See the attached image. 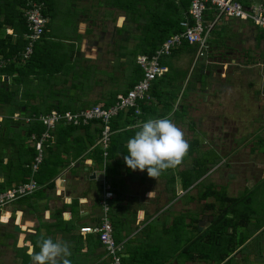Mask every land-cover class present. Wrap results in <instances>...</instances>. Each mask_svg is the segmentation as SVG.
I'll list each match as a JSON object with an SVG mask.
<instances>
[{
  "label": "crops",
  "instance_id": "obj_1",
  "mask_svg": "<svg viewBox=\"0 0 264 264\" xmlns=\"http://www.w3.org/2000/svg\"><path fill=\"white\" fill-rule=\"evenodd\" d=\"M58 1L59 0H54L53 10L51 9V15L49 16L50 18L55 14V6H57L56 3L58 4ZM63 1H65L63 10L67 13L66 16L71 20L74 27L68 34L73 35L66 38L52 35L48 23V34L40 41V44H46L51 54L46 57L48 59L43 61L42 69H39L42 71L46 69V73L55 71V74L52 79H47V77L35 78L33 74L30 75L32 78L31 82H29V89L36 87L35 82L43 83L40 84V89L44 90L46 84L51 85L47 87L48 90L51 87L57 90L58 88H65L67 85L66 83L75 81V79L71 78H76L75 75L69 74V68L78 67V65L82 64L83 67H87L84 64L85 60L91 61L89 65L95 66V68L97 67L98 69V72L96 71L94 74L95 81L88 83V87L85 89L75 88L72 91L64 90L65 92L60 90L59 93H56L57 95H55V98L59 95H64V99H60V101H54L53 99V102L50 104L47 102L49 94L42 92L40 89H36L37 91L35 90V92L29 93V96L25 97V99H28L31 105L40 107L41 109L52 107L53 105L62 107L72 106L71 108L80 109L92 104H104L109 98L111 99L114 97L115 99V96L122 93V90L114 89V77L107 78L106 74L111 70L114 71V75L120 74L119 71H126L125 75L128 78L129 70L133 68V63L129 60V57L132 59L133 52L129 51L128 53V49L133 45L132 34L127 32V25L123 27L124 25L118 24L120 18H124V16L127 18L126 14L123 10L110 4V0H88L87 3L85 0H79V5L77 6L74 0ZM256 1L260 0H243L247 5ZM106 10H109V16H106V18L110 19L109 22H114L113 26L115 27L116 34L111 33L110 37H107V35L102 34L100 31L96 32V30L93 31L92 34L80 33L81 24L84 25L88 21L94 22L96 17L100 19V16L104 15ZM112 12L113 14H111ZM125 18L122 23H125ZM223 18L225 19L222 20ZM101 21L102 19L97 26L100 27L103 25ZM105 22H107V20ZM7 32L11 33L12 30L8 29ZM87 32H90V29H87ZM118 39L119 42H117ZM128 43L129 46H127ZM224 43H226L229 48L223 51L221 48L224 47ZM116 45L119 47L117 48ZM208 45L209 49L206 55L194 62L195 65H197L196 72H194L195 67L192 68L194 65L193 61L196 45H187V47L181 48L176 54L166 58L164 57L163 63L167 66V71L157 79L160 81L157 85V90L161 89L160 84L163 83L168 87L169 92L167 93L164 90L162 92L163 94L160 95V99H156L152 96V99L149 100L150 104L148 105L146 103L148 105L146 112L140 116H128V118L132 117L134 122L119 128L117 132L125 128L137 131L138 129L132 127L137 121H147L150 118H166L169 112H172L173 115L170 118L177 127H181L180 123H186L188 124L186 125L188 130H191L194 134H199L198 125L192 122L191 119H187V108L183 104L186 98L183 100L181 97L182 89L180 85L182 86L185 83L188 85L190 83L191 89L195 86L193 90L202 93V91H205L209 86L213 88L212 76L214 72L218 75L220 74L219 78L222 81V85L225 86L229 81L239 77L241 70V83H246L247 87L245 88L251 89V92H248L250 98H254L257 93L260 95L257 100V102H259L258 108L260 111L264 112V110H261V106L264 107V33L262 30L249 21L221 17L209 35ZM122 49L124 50L122 51ZM212 49L215 50L217 54H212ZM234 52L241 53V63H233V58L225 55L226 53L230 55ZM117 53L118 56L115 55ZM141 53L142 52L136 53L135 56ZM109 54H111V56H109ZM220 54L221 56L227 57V59L221 61L222 66L218 65V67H214L217 60L216 55ZM115 56L118 57V61L120 62L118 67L115 65L116 61H113ZM185 58L187 63L190 62L192 66L189 64L186 70H182L179 63ZM218 62L220 63L219 60ZM39 64L42 63L39 62ZM36 65L38 66V63H36ZM228 66H231L230 71L229 73H225ZM63 67L67 72L62 71ZM113 68L116 69L114 70ZM193 73H195L194 76ZM243 85L244 84H241V86ZM223 86L219 85L217 90H221ZM81 91L86 92L83 93ZM169 94H171V96ZM167 97L169 98L167 99ZM18 98L25 100L20 92L18 93ZM43 99H45V101H43ZM169 104L171 105V110L168 111ZM189 108L194 110L195 106L192 105ZM261 116L263 115L261 114ZM255 117H258V113L251 115V118ZM262 119L263 117L258 120L261 121ZM260 121L259 124L261 123ZM262 121H264V119ZM256 130L259 131L258 129ZM82 136H84L83 129L72 134L71 139L73 140L75 137L76 139L78 137L82 138ZM130 136L133 137L132 135H128V137ZM196 136L198 137V135ZM52 139L53 142H56L54 137ZM189 145L190 148L192 145V150L189 149L187 155H191L197 150L193 141ZM91 149L92 145L81 154L79 157L80 162L76 163L75 167L67 166L63 168L53 180V185H46L33 195L16 200L18 204L0 210V217L7 218H1L0 221V245L8 239L11 241L10 244L5 245L8 255H6L7 253L0 254V264H32L30 253L38 252V241H40L41 238L49 237L54 241L61 240L67 242L71 246L70 250L72 255L68 257V259L71 260L72 264H110V260L105 256L104 247L99 242L97 235L95 233L83 234L79 232L81 226L94 225L98 222L101 212L98 202L101 199L103 187L105 186L110 187L113 193L111 199V220L114 225L115 239L123 242L122 259L124 264H151L155 262L154 256L161 250V247L166 245L163 238L164 236H161L163 228L171 224L175 213H183L174 210L176 209V203H180L181 200L183 201L184 199L186 203L197 202V206L198 202L201 204L200 208L196 207V209H200L197 212V216L190 213L186 216V222L195 220L197 230L198 221L201 220L202 215L209 214V211L213 210L203 208V201L198 200L199 187L197 186L200 185H195L196 183H193L187 189L181 187V178L178 171L183 169L178 170V167H176L175 169H168L161 174L157 180L164 179L162 183L163 190L156 191L152 186L156 187L153 184L157 185L158 181L154 178H150L147 174V170L144 172L138 169L132 171L127 167L124 162V156L128 155L127 148H125V150L122 149L123 152L125 151L124 153H117L112 158L111 163L114 165V170L110 173L109 179L105 177V164L100 166L93 161V159L86 156L84 157ZM5 151L7 153L10 152V148L7 150L5 149ZM74 151L73 149L70 150L71 153ZM7 159L6 155H4L3 162H7ZM73 164L74 162L71 163L70 166ZM257 165L260 167V179L254 184L252 189H255V186L260 183V180H264V163H257ZM191 166L186 169L191 168ZM211 169L212 168H210L209 171H211ZM171 173H173L174 176L173 181L171 180ZM2 180L3 177L0 175V181ZM176 182L180 183V189L175 194ZM220 188L221 187L216 189ZM193 189L196 190L195 194H192ZM149 193H151L150 196ZM178 193L181 194L178 195ZM213 200H215V209L211 211V214L214 217L211 220L209 217L204 229L211 224L218 212L226 208V206H221L215 198H213ZM249 203L251 204V199ZM238 205L239 208H241V203ZM251 214V220L245 228L249 226L253 228L252 219L256 214L255 212ZM227 215L232 216V212H228ZM15 225L19 226V230H15ZM258 230L260 232L264 231V223L254 232L251 231L252 235H255ZM250 241L251 239L249 237L243 244ZM243 244L236 250H242ZM173 246L174 250L176 248L178 249V252L182 250L181 243L174 244ZM255 249L261 257L253 261L260 260L264 264V241L258 243ZM176 252L168 256L164 254L161 257V259L164 260V264H187L188 262V264H193L192 262H199L196 260L197 258L186 259L181 262V254L177 257ZM232 255L233 253L230 256ZM143 258H146L147 261L138 263L137 260L141 261ZM233 261V264H236L237 261H235V259H233ZM240 263L248 264L247 259L243 257L239 264Z\"/></svg>",
  "mask_w": 264,
  "mask_h": 264
},
{
  "label": "trees",
  "instance_id": "obj_2",
  "mask_svg": "<svg viewBox=\"0 0 264 264\" xmlns=\"http://www.w3.org/2000/svg\"><path fill=\"white\" fill-rule=\"evenodd\" d=\"M35 1H42L44 3L43 13L48 17V22L42 36L35 42L32 53L29 57H24L22 53L28 41L24 37V33L27 31L26 20L23 15L25 0H0V114L4 116V122H0V147H3V149L0 148V175L3 177V180L0 181V191L13 184L26 181L31 176V166L37 151L32 141H30V135L32 133L39 135L44 130L42 123L39 121L24 123L22 120H13L11 115L15 112L23 115L37 114L39 112H46L51 108L71 111L79 110L78 108H71L72 106L62 107L59 105L41 109L40 107L31 105L28 99H25V97L29 96L27 86L31 82L32 77L30 75L33 74L35 78H46V69L43 68L44 70L42 71L39 68L42 69L43 61L48 59L46 57L51 54L46 44L41 45L40 41L48 34L47 26L51 9L53 10L54 0ZM109 3L123 10L126 17L133 20L132 22L135 24V27L142 29L144 36L142 35V38L140 35L137 44L142 46V53L152 55L154 50L166 37L182 30L180 21L188 13L190 0H110ZM145 11H148L147 17L143 14ZM214 16V7L208 4L205 18L212 20ZM8 29L12 30V32H7ZM187 45L190 44L184 42L180 47L173 49L169 56L176 54L181 48L187 47ZM163 59L164 57L161 58L162 64H164ZM133 61L134 59L131 60L133 68L129 70L127 86L121 91L122 93H126L142 75L140 67ZM39 62L42 64H39ZM36 63H38V66ZM156 82L159 83L160 81L156 79L153 82L150 94L151 98L154 96L156 99H160L161 94L157 90L158 83ZM20 91H22V97L25 100L18 98ZM115 99L114 97L109 98L107 102L101 105L108 106ZM148 102L149 100L140 102L141 112L138 115L130 109L119 112L111 119L112 134L108 147V155L105 158V177L107 179H109L110 173L114 170V165L111 163L112 158L117 153L125 152L122 149L125 150L127 141L132 138L131 136L128 137V135L134 136L135 134V131L128 128L119 132L117 130L134 122V119L132 117L128 118V116H140L144 114L148 107L146 104ZM167 110H171L170 104ZM81 129L84 130V136L77 139L76 136V140H72L71 135ZM10 132L13 135H10ZM99 135L100 125L96 121L84 126L58 124L52 131V136L56 139V142L51 143L45 149L43 159L37 171L33 174L37 182L42 185L41 188L46 185H53V180L63 168L67 166L75 167V164L80 162L79 157L81 154L85 150H88L91 145V151L85 154L84 157L91 158L102 166L104 162L102 149L97 144ZM193 143L196 147L200 144L198 138L194 139ZM7 146L10 148L9 153L5 151ZM71 149L75 151L71 153ZM190 150H192V145ZM4 155H9L5 163L3 162ZM192 161L193 165L191 168L178 171L181 178V187L184 189H187L193 183H196L195 185H202L200 183L211 168L209 166L211 160H209L206 152L192 157ZM73 162L74 164L70 166ZM173 179L174 176L171 173V180L173 181ZM253 190L242 195L229 196L223 187L215 189L212 184L205 186L204 190L200 191L198 197L199 201H203V208L214 209L215 202L207 203L206 201L208 196H213L221 206H226V208H222L223 210L216 214L211 224L202 231L197 230L195 220L186 222V213H175L171 224L169 226H165L164 224L165 228L162 230L161 236H164L166 245L161 249L160 253L158 252L154 256L155 262L151 264H164V260L161 257L170 250L172 251L170 255L171 253L175 254L178 249L174 250L173 245L177 243H182V250L177 251L178 253L176 252L177 257L180 254H184L186 259H201L204 260L205 264H210L211 260L215 264H230L235 259L233 255H230L252 235L246 234L243 231L239 232L238 229L240 225L241 227L247 226L251 220V213L255 212L249 203V194ZM240 203L241 208L238 205ZM228 212H232V216H228ZM180 230L181 232H179ZM164 248L165 250L163 251ZM238 251H241V249ZM137 261L138 263H144L147 259L143 258L141 261Z\"/></svg>",
  "mask_w": 264,
  "mask_h": 264
},
{
  "label": "rangeland",
  "instance_id": "obj_3",
  "mask_svg": "<svg viewBox=\"0 0 264 264\" xmlns=\"http://www.w3.org/2000/svg\"><path fill=\"white\" fill-rule=\"evenodd\" d=\"M85 2L87 3L88 0H85ZM74 3L76 6L79 5V0H74ZM56 5L57 6H55V10H56L55 14L51 16L49 22V30L51 31V34L62 38L72 36L73 34L71 35L68 33L72 31L74 27L71 20H69L68 17L66 16L67 13H65V10H63V8L65 7V1L59 0L58 4L56 3ZM111 14H113V12ZM143 14L146 15L147 17L148 11L143 12ZM106 16H109V10H106L105 14L100 16V19L96 17L94 22L88 21L84 25L81 24L80 33L92 34L93 31L96 30V32L100 31L102 34L107 35V37H110L111 33L116 34L115 27L113 26L114 22L112 21L109 22L110 19L106 18ZM124 18L123 17L120 18L118 20V24L124 25L123 27L127 25L128 27L127 32H129V34H132L133 45L131 46L130 49H128V53L129 51L133 52L132 59H134L135 61V54L140 53L142 47L141 45L137 44V42L139 41L140 35L142 38L144 35L142 33L141 28L135 27V24L132 22L133 21L132 19L125 18V23H122L124 21ZM101 19H102L101 23L103 25L99 27L97 25H99V21ZM224 19L225 18H223L222 20ZM106 20L107 22H105ZM87 29H90V32H87ZM145 35L147 36V34ZM117 42H119V39L117 40ZM226 43H224L225 44L224 47L221 48L223 51L226 48L227 49L229 48ZM127 46H129V43L127 44ZM118 47L119 46H117V48ZM123 50L124 49H122V51ZM213 53L217 54L215 50L212 49V54ZM221 54L216 55L217 60L214 64V67H218V65L222 66L221 61H223V59L224 60L227 59V57L221 56ZM115 55L118 56V53ZM225 55L231 56L233 58V63H241V53L234 52L231 53L230 55H228V53H226ZM109 56H111V54H109ZM116 56L113 58V61H116L115 65L116 67H118L120 62L118 61L119 59ZM132 59H130L129 57L130 61ZM218 60L220 61V63L218 62ZM90 62L91 61H87V60L84 61V64L87 67H83L82 64V65H78V67L75 66L69 68V74L75 75L76 78L74 77L71 78V79H75V81L66 83L68 86L66 85L65 88L62 89L58 88L57 90L56 88L51 87L48 90L47 87H50L51 85L46 84L44 90V89H40L41 87L40 84L43 83L35 82L36 87L29 89V86H27L28 88L27 91L29 93H33L35 92L36 89L37 90L40 89L42 92L48 93L49 94L48 95L49 97L47 99L48 104L52 103L53 99L54 101L56 100L60 101V99L63 100L64 95H59L57 96V98H55V95H57L56 93H59L60 90H63V92H65L66 90L72 91L75 88L85 89L86 87H88V83L95 81L94 74L96 73V71L98 72V69L97 67L95 68V66L92 65L90 66L89 65L91 64ZM189 64L191 63L190 62L187 63L186 58L180 61L179 63L182 70L183 69L186 70L187 67H189L188 66ZM194 67H195L194 72H196L197 65H195V63L192 66V68ZM230 68L231 66H228L225 73H229ZM113 69L115 70L116 68ZM62 71L67 72V70L64 67L62 68ZM125 72L126 71L124 72L119 71L120 74L114 75V71L111 70L109 71V73L106 74L107 78L114 77L115 79L114 81L115 85L113 87L114 89L123 90L124 88H126L128 83V78L126 77ZM54 74L55 71H51L49 73H46L45 76L47 77V79H52ZM194 75L195 73H193V76ZM219 75L216 72H214L212 76L213 88L208 85L209 87H207L205 91H202V93L195 92L193 90L195 86H193V88L191 89L190 83L188 85H186V83L183 84L182 86L180 85V88L182 89L181 97L183 98V100L184 98H186L183 104L187 108V114H186L188 115L187 119H191L192 122L198 125L197 128L199 134H194L192 133L191 130H188L186 127V125L188 124L186 123H180L181 126L180 129L183 131L185 139L188 141L189 144L192 143L195 137H197L196 135H198L197 138L200 144L195 152H193L191 155H187L183 159V162L178 166L177 169L178 170L186 169L190 167L193 164L192 161L193 156L201 155L204 152H206L209 160L212 161L209 162V166H211L212 169L207 173L206 177L200 183L202 185L197 186L199 187L198 189L199 193L201 190H204L205 186L212 184L214 185L215 189L219 187H223L225 188L228 195L238 196V195H242L247 191H250L254 186V184L258 182V180L260 179L259 178L260 167L259 165H257V163L258 164L264 163V156H263L264 155V121H262L264 119V112L260 111V109L258 108L259 102H257V100L259 99L260 95H258L257 93V95L254 96V98L253 97L250 98L248 92H251V89L245 88L247 87L246 83H241V70H240V76L237 77L236 79H233L232 81H229L228 84L225 86L222 85V81L220 80ZM241 84L244 85L241 86ZM160 85H161L160 86L161 89L159 90L160 94H163L162 92L164 90L167 93L169 92L168 87H166V85H164L163 83ZM219 85L223 86L221 87L222 88L221 90H217ZM22 91L24 90L22 89ZM22 91H20V93H22ZM81 92L85 93L86 91H81ZM169 95L171 96V94ZM168 98L169 97H167V99ZM43 101H45V99H43ZM147 104L149 105L150 102ZM192 105L195 106L194 110L192 108H189ZM261 110H264L263 106H261ZM255 113H258V117L251 118V115H254ZM261 114L263 116H261ZM261 117H263V119L261 121L258 120ZM259 121L261 122L260 124ZM2 122H4V120H2ZM256 129H258L259 131H257ZM10 135H13V133L10 132ZM0 148L2 149L3 147L1 146ZM7 149H9L8 146L6 150ZM8 156L9 155H6L7 158ZM157 181H158L157 182L158 186L156 184H153L156 187L152 186V188H155L156 191L158 190L162 191L163 190L162 183L164 182V179L162 180L158 179ZM179 189H180V183L176 182L175 194ZM195 193L196 190L193 189L192 194ZM179 194L181 193H178V195ZM249 198L251 199V206L255 210L256 215L252 219L253 228H251L250 226L245 228V227H241L240 225L238 229L239 232L243 231L246 234L248 233L252 234L251 231L254 232L259 226H261L264 223V180H260V183L257 186H255V189L249 194ZM208 200L213 201V197H209ZM16 204H18V201L14 203L13 202L10 203L7 207H11L12 205L14 206ZM175 207H176V209H174L175 211L178 212L181 211L183 213L185 212L186 214L189 213L195 214L197 216L198 214L197 212L200 209H196V207L200 208L201 204L198 202V206H197V202L186 203L184 202L183 199V201L181 200L180 203H176ZM1 218L7 219L4 217H0V221ZM185 220H187V218H185ZM179 232H181V230ZM250 239H251L250 242L243 244L242 247L244 248L241 251H236L235 253H233V257L235 258V261H237L236 264H239V262H241L242 257L247 259L248 264H263V262L260 260L259 261H253V260H256L259 257H261L260 254H258V251L255 249V247L257 246L258 243L264 241V231L260 232L258 230L255 235H250ZM10 243L11 241L9 239L6 240L5 242H2V244L0 245V254L7 253L6 250L7 247L5 245H8ZM181 247H182V243H181ZM162 248L163 247H161V249ZM164 250L165 248L163 249V251ZM158 252L160 253L161 250H159ZM170 252L172 251L171 250L168 251L165 255L168 256ZM6 255H8V253ZM184 260H186V257L184 256V254L183 255L181 254L180 261L183 262ZM233 262L234 261L232 260L230 264H233ZM192 263L203 264V262L201 261L192 262Z\"/></svg>",
  "mask_w": 264,
  "mask_h": 264
},
{
  "label": "built area",
  "instance_id": "obj_4",
  "mask_svg": "<svg viewBox=\"0 0 264 264\" xmlns=\"http://www.w3.org/2000/svg\"><path fill=\"white\" fill-rule=\"evenodd\" d=\"M208 4L213 6L215 10V16L212 20L205 18ZM43 9L44 3L42 1L25 0L23 15L26 20L27 31L24 33V37L28 41L22 53L24 57H29L32 53L35 42L42 36L48 22V17L43 13ZM221 17L249 21L264 32V0L248 5L243 0H190L188 13L180 21L182 30L166 37L152 55L141 53L136 56L135 62L142 71L141 77L126 93H119L115 101L108 106L92 104L76 111L51 108L46 112L31 115L13 113L11 115L13 120H22L24 123L39 121L44 130L39 135L36 133L30 135V141L37 151L31 166V176L26 181L13 184L0 191V210L22 197L33 194L42 187L33 177V174L43 159L45 149L53 143L52 131L58 124L84 126L93 121L99 123L100 135L97 144L102 149L103 164H105L112 134L111 119L119 112L130 109L137 115L141 112L140 102L152 99L150 91L153 82L167 71V66L161 63V58L168 57L173 49L187 42L190 45H196L193 63L200 57H204L209 48V35ZM3 118L4 116L0 114V122ZM112 197L113 193L110 187H103L102 196L98 202L101 211L98 222L94 225L81 226L79 232L83 234L95 233L104 247L105 256L110 259V264H124L122 259L123 242L115 239L111 220Z\"/></svg>",
  "mask_w": 264,
  "mask_h": 264
},
{
  "label": "clouds",
  "instance_id": "obj_5",
  "mask_svg": "<svg viewBox=\"0 0 264 264\" xmlns=\"http://www.w3.org/2000/svg\"><path fill=\"white\" fill-rule=\"evenodd\" d=\"M172 112L166 118H150L137 121L132 127L138 129L127 141L128 155L124 162L129 169L141 172L147 170L150 178H157L168 169H175L187 156L190 149L183 131L171 120ZM151 193H149V196ZM39 251L30 253L32 264H72L70 245L61 240L41 238Z\"/></svg>",
  "mask_w": 264,
  "mask_h": 264
},
{
  "label": "water",
  "instance_id": "obj_6",
  "mask_svg": "<svg viewBox=\"0 0 264 264\" xmlns=\"http://www.w3.org/2000/svg\"><path fill=\"white\" fill-rule=\"evenodd\" d=\"M94 177V175H93ZM206 215L201 218V220L198 221V230L202 231L205 228L206 222L208 219H206ZM210 219H213L212 216H210ZM209 224V223H208ZM15 230H19V226L15 225Z\"/></svg>",
  "mask_w": 264,
  "mask_h": 264
},
{
  "label": "flooded vegetation",
  "instance_id": "obj_7",
  "mask_svg": "<svg viewBox=\"0 0 264 264\" xmlns=\"http://www.w3.org/2000/svg\"><path fill=\"white\" fill-rule=\"evenodd\" d=\"M209 197H213V196H208V197H207V203L215 202L214 200H213V201H212V200H211V201L208 200ZM213 198H214V197H213ZM214 209H215V206H214ZM214 209H213V210H214ZM208 210H210V209H208ZM213 210H211V211H213ZM211 211H209V214H203L202 217L206 215V216H207L206 218H207L208 220H209V217H210V216L214 217V216L211 214ZM210 214H211V215H210ZM215 216H216V215H215ZM210 220H211V219H210ZM237 251H238V250H237ZM228 258H229V257H228ZM228 258H227V259H228ZM227 259H225V260H227ZM196 260H197V261H201V262L204 263V260H201V259H196ZM210 263H211V264H215V263L213 262V260H211ZM221 264H222V263H221Z\"/></svg>",
  "mask_w": 264,
  "mask_h": 264
}]
</instances>
